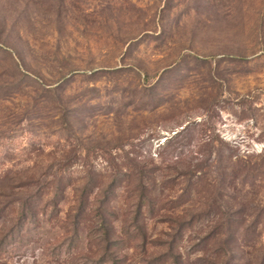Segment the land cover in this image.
<instances>
[{
  "label": "rangeland",
  "instance_id": "obj_1",
  "mask_svg": "<svg viewBox=\"0 0 264 264\" xmlns=\"http://www.w3.org/2000/svg\"><path fill=\"white\" fill-rule=\"evenodd\" d=\"M0 264H264V0H0Z\"/></svg>",
  "mask_w": 264,
  "mask_h": 264
},
{
  "label": "trees",
  "instance_id": "obj_2",
  "mask_svg": "<svg viewBox=\"0 0 264 264\" xmlns=\"http://www.w3.org/2000/svg\"><path fill=\"white\" fill-rule=\"evenodd\" d=\"M55 191H54V194L52 196V198H57L60 194H61V191L63 190V185L61 186V182H57L55 184ZM90 185V186H89ZM93 190V187L91 186L90 182L89 184L87 183L84 188H83V191L81 193V202H80V205H79V208H78V215L79 213H82L86 210L87 208V202H88V199H89V196L91 194ZM60 193V194H59ZM32 199L31 198H25L22 202H21V207H22V210L19 214L20 218H26L28 217V215H33L34 214V211L32 210V207H31V204H32ZM54 203H55V199H54ZM76 213V214H77ZM107 219L106 217H102V225L104 226V228L106 229L105 231L107 232L108 231V228H107ZM76 224V231H77V225L80 224V222L77 220H74V225ZM107 234V233H106Z\"/></svg>",
  "mask_w": 264,
  "mask_h": 264
}]
</instances>
